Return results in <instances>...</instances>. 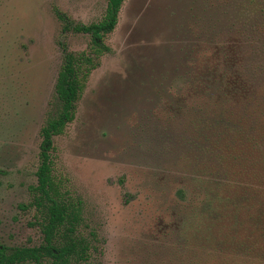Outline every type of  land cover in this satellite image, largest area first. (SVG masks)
<instances>
[{
  "label": "rangeland",
  "instance_id": "obj_1",
  "mask_svg": "<svg viewBox=\"0 0 264 264\" xmlns=\"http://www.w3.org/2000/svg\"><path fill=\"white\" fill-rule=\"evenodd\" d=\"M106 5L0 0L6 247L42 243L29 190L40 131L55 113L63 49L89 50L90 37L63 31L56 10L90 24ZM104 42L109 52L89 73L51 151L53 178L81 202L77 233L90 242L88 263L264 264L258 255L248 262L244 249L237 256L221 250L217 227L201 210L213 196L231 214L229 194L243 217L264 207V0H123ZM218 229L240 248L264 250L256 233L248 238V223L237 229L225 217Z\"/></svg>",
  "mask_w": 264,
  "mask_h": 264
},
{
  "label": "trees",
  "instance_id": "obj_2",
  "mask_svg": "<svg viewBox=\"0 0 264 264\" xmlns=\"http://www.w3.org/2000/svg\"><path fill=\"white\" fill-rule=\"evenodd\" d=\"M122 3L123 0H107L102 19L90 24L74 23L56 10L57 18L63 24V31H73L90 37L89 50L76 53L63 49L62 64L54 86L57 101L55 113L47 119L40 131L36 184L29 190L32 198L31 206L37 212L36 218L42 234V243L32 247H6L0 244V264H89L90 242L77 233V227L81 222V202L63 193L60 185L53 178L51 151L54 148L53 137L60 135L74 118L76 102L89 73L97 66L99 59L109 52L104 39L115 29ZM221 185L225 184L217 183V187ZM227 187L234 188L230 185ZM230 197V194L227 195L225 202L226 206L232 207L231 214L226 211L230 210L226 207L218 210L217 199L214 201L213 196H210L202 206L201 210L208 215L211 227H217L214 241L224 245L226 248L221 250L230 251L231 256H237L240 250L244 249L248 262L257 255L264 259L263 249L258 250L254 244L251 246V243L240 248L235 236L228 238L227 235L222 234L221 229H218L222 219L231 217L237 229L246 223L252 227L249 239L254 238L256 233L264 243V207L257 202L258 207L254 209L256 215H250L251 210H249V214L243 217L236 210L239 204L236 196L232 197V201Z\"/></svg>",
  "mask_w": 264,
  "mask_h": 264
}]
</instances>
